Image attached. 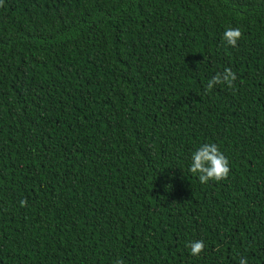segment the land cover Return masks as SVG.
Here are the masks:
<instances>
[{
  "label": "trees",
  "instance_id": "trees-1",
  "mask_svg": "<svg viewBox=\"0 0 264 264\" xmlns=\"http://www.w3.org/2000/svg\"><path fill=\"white\" fill-rule=\"evenodd\" d=\"M207 143L229 173L202 184ZM242 259L264 264V0H0V264Z\"/></svg>",
  "mask_w": 264,
  "mask_h": 264
},
{
  "label": "clouds",
  "instance_id": "clouds-1",
  "mask_svg": "<svg viewBox=\"0 0 264 264\" xmlns=\"http://www.w3.org/2000/svg\"><path fill=\"white\" fill-rule=\"evenodd\" d=\"M241 36L242 33L239 28H228L224 32V40L232 47L236 46L237 41ZM224 72V79L227 81L228 86L231 87L236 76L231 69L226 68L224 69ZM219 80L220 77L217 76L215 81H209L207 88L211 89L212 83L219 82ZM189 171L193 174H197L199 181L202 184H205L210 180L220 181L228 176V160L221 153L215 143L202 144L192 156ZM21 204L23 205L24 201H21ZM186 246L190 248V254L192 256H199L204 250V242L202 240L191 241ZM117 264H123V262L117 261ZM240 264H246V261L242 259Z\"/></svg>",
  "mask_w": 264,
  "mask_h": 264
}]
</instances>
